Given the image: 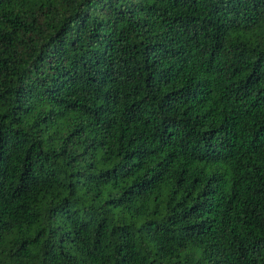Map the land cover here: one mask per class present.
<instances>
[{"label": "trees", "instance_id": "obj_1", "mask_svg": "<svg viewBox=\"0 0 264 264\" xmlns=\"http://www.w3.org/2000/svg\"><path fill=\"white\" fill-rule=\"evenodd\" d=\"M0 264H264V0H0Z\"/></svg>", "mask_w": 264, "mask_h": 264}]
</instances>
